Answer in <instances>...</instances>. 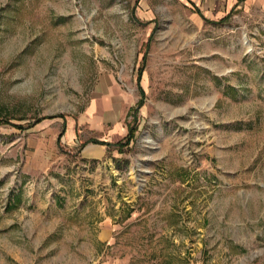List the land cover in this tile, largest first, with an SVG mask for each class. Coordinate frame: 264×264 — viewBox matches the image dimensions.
I'll list each match as a JSON object with an SVG mask.
<instances>
[{"label":"rangeland","instance_id":"1","mask_svg":"<svg viewBox=\"0 0 264 264\" xmlns=\"http://www.w3.org/2000/svg\"><path fill=\"white\" fill-rule=\"evenodd\" d=\"M0 264H264V0H0Z\"/></svg>","mask_w":264,"mask_h":264},{"label":"trees","instance_id":"2","mask_svg":"<svg viewBox=\"0 0 264 264\" xmlns=\"http://www.w3.org/2000/svg\"><path fill=\"white\" fill-rule=\"evenodd\" d=\"M107 146V145H106Z\"/></svg>","mask_w":264,"mask_h":264}]
</instances>
